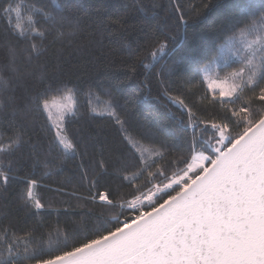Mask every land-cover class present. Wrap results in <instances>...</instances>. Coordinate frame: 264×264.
<instances>
[{
	"label": "snow or ice",
	"instance_id": "1",
	"mask_svg": "<svg viewBox=\"0 0 264 264\" xmlns=\"http://www.w3.org/2000/svg\"><path fill=\"white\" fill-rule=\"evenodd\" d=\"M139 11L144 12L145 9L140 7ZM37 14L43 16L45 30L40 32L30 27L23 35L24 40L29 39V31L42 38L56 31L61 39L71 38L82 31L81 20L72 17L62 0H53L51 11L37 10ZM133 16L136 13L126 12L114 21L120 26L122 39H127L130 30L153 25V19L145 16L128 23L127 18ZM151 16L156 18L157 13L152 12ZM166 17L167 12L155 19V26L161 31L169 28ZM108 22L100 21L105 27ZM39 23V20L35 21V24ZM66 25L70 30L60 32ZM10 34V30L5 33L6 36ZM237 43H243L248 53L241 56L242 66L229 74L239 83L234 82L227 89H213L219 91L222 101L233 104L241 99L240 94L245 90L251 93L242 100L241 106L232 111L231 116L226 115L220 123L200 120L183 99L169 95V100L179 105L187 116L181 121L180 134L158 127L145 128L138 133L140 140L130 142L124 135L129 131L124 127L127 120L117 117L116 125L122 137L116 149L118 155L108 167L98 164L99 171L92 174L87 170L81 171L78 179L82 185L87 182L89 192V196L82 199L108 207L119 205L132 210L133 215L117 221L112 227L107 221L97 220L93 235L87 238H81L79 232L69 236L56 229L54 233H48L46 243L36 236L40 225L16 229L10 222L0 223V233H3L0 264H264V12L245 20L225 41L230 49ZM0 46L6 47L8 52L7 62L0 64V73L10 72L9 79L13 81L12 84L4 81V88L0 89V94L8 93L5 99L9 110L5 111L4 101L0 100V153L8 158L7 162L0 161V221H7L12 210L23 211L25 217L35 216L44 210V204L33 194V189L38 186L37 179L25 177L26 189L16 191L12 187V181L18 179L16 172L29 160L34 165L39 162L41 153L45 166L54 164L61 152L74 157L84 138H69L64 126L66 116L74 114L72 106L50 103L48 99L53 92L72 93L76 85L69 88L71 82H65L56 74L46 76L41 72L34 76L31 72H21L16 66V44L5 40ZM127 47L131 55L132 46ZM156 47L157 52L166 51L164 41L157 40ZM47 50V45L29 43L24 50L28 64L46 66L47 60L42 61V58ZM157 52H153L152 57L158 62ZM215 59L214 56L201 64L198 57H193L197 68L188 79H194L196 75L202 76L201 82L210 79L209 66ZM179 61L180 57H177L170 65L163 64L159 69H155V64L146 65L150 69L146 74L166 85L163 78L176 74ZM109 79L105 78V82ZM217 79H220L218 75ZM105 82L89 88L103 89L115 103V94L122 89L123 82L109 83L107 87ZM64 98L71 99V96ZM54 108L56 119L53 121ZM108 115L114 116L115 113ZM232 117L237 119L239 129L235 133L230 131ZM38 120L43 122L41 129L47 132L42 138L43 143L41 139L36 143L32 141ZM209 133L210 140H215L214 144L205 141ZM170 136L179 142L170 144ZM142 140L148 141L149 147H143ZM205 143L211 155L198 151L204 148ZM84 146L85 152L81 155L89 146L94 148L95 141L89 138ZM184 148L192 153L193 162L207 163L188 164L182 174L177 173L169 179L166 168L173 162L163 161L164 154ZM100 151L102 154L103 149ZM160 176L168 179V183L148 188ZM140 177H144V183L133 185L132 181ZM115 181L120 186L128 182L130 190L127 195L132 199L118 201L115 198L111 186ZM142 188H147V191H142ZM87 211L90 214L91 210ZM17 231L22 235H17Z\"/></svg>",
	"mask_w": 264,
	"mask_h": 264
},
{
	"label": "trees",
	"instance_id": "2",
	"mask_svg": "<svg viewBox=\"0 0 264 264\" xmlns=\"http://www.w3.org/2000/svg\"><path fill=\"white\" fill-rule=\"evenodd\" d=\"M62 3L70 9L73 18L81 20L82 31L67 39L59 38V32L56 31L48 33L46 38L29 31V39L24 40L23 35L30 27L40 32L45 30L43 16L38 15L37 10L51 11L53 0H0V45H4L5 40L16 44V66L19 70L31 72L34 76H39L41 72L46 76L56 74L65 82H71L69 88L76 85V90L72 92L76 102L75 111L66 117L64 126L69 138H84L79 143L77 155L65 156L61 152L56 162L47 166L43 153L39 155V162L35 165L29 160L16 172L18 179L12 181V187L16 191H23L26 189L25 177L37 179L38 186L33 189V194L44 204V210L29 217H25L23 211L12 210L7 221H0L10 222L16 229L25 225H40L36 236L45 243L48 233H54L56 229L69 236L79 232L81 238H87L93 235L97 220L107 221L108 226L112 227L117 221L133 215L132 210H125L119 205L108 207L82 199L89 196V192L87 182L82 185L78 179L81 171L87 170L90 174L99 171L98 164L108 167L109 162L118 155L116 149L120 146L122 137L116 125L117 117L127 120L124 127L129 131L124 135L130 142H135L140 140L138 133L145 128L158 127L170 133H181V121L186 120L187 116L179 105L169 100V95L183 99L200 120L216 123H220L226 115L231 116L232 111L241 106L242 100L251 95L250 92H242L241 99L233 104L222 101L219 95L212 92L206 79L201 82V75H196L194 79L188 77L196 72L197 65L193 62V57H198L201 64L207 63L214 56L217 59L226 38L242 26L245 20L264 12V0H62ZM140 7L145 11L140 12ZM126 12L136 13V16L127 18L130 24L137 17L145 16L153 19V25L136 31L130 30L127 39H122L120 26L114 21ZM152 12L157 13L156 18H152ZM165 12L169 28L161 31L155 26V19ZM37 20L40 21L39 24H35ZM100 21L110 22L105 27ZM9 30L11 34L6 36L5 33ZM69 30L66 25L59 31ZM157 40L165 42V52H157ZM29 43L48 46L42 58V61L47 60L46 66L28 64L24 50ZM128 45L132 46L131 55ZM153 52H157L158 62L153 60ZM177 57H180L177 72L170 78L167 75L163 78L167 81L166 85L146 74L150 71L146 65L155 64V69H159L163 64L170 65ZM7 60V48L0 46V64ZM240 64L242 61L236 59L226 67L227 70H234ZM0 76H3L0 89L4 88V81L13 83L9 79L10 72L4 71ZM105 78L110 79L105 82ZM117 81H122L123 84L122 89L115 94V103H112V97L103 89L89 88L98 82H105L107 87L109 83ZM65 93L68 92L50 93L48 99ZM6 95L8 93L0 94V100L4 101L7 112ZM112 112L115 113L114 116L108 115ZM42 123L38 120L35 125L33 143L38 139L43 143L42 138L47 132L41 129ZM48 123L51 124V121ZM238 130L237 119L232 117L230 131L235 133ZM210 137L211 133L205 137V141L214 144L215 140H210ZM89 138L95 141V147L89 146L86 153L81 155L80 153L85 152L84 145ZM178 142L169 137L170 144ZM4 144H7L6 140ZM141 145L149 147V142L142 140ZM198 151H203L206 155L212 154L207 143ZM191 156L192 153L186 148L174 153L165 152L163 161L173 162L166 168L167 177L170 179L177 173L182 174L188 164H191ZM7 159L0 153V161L7 162ZM143 183L144 177L132 181L133 185ZM165 183H168V179L160 176L148 188L153 185L163 186ZM111 186L118 201L132 199L131 195H127L130 190L128 182L120 186L115 181ZM141 190L147 191V188ZM89 209L90 214L87 211ZM73 212L77 214L73 215ZM17 235L22 233L17 231ZM0 238H3V233H0Z\"/></svg>",
	"mask_w": 264,
	"mask_h": 264
},
{
	"label": "rangeland",
	"instance_id": "3",
	"mask_svg": "<svg viewBox=\"0 0 264 264\" xmlns=\"http://www.w3.org/2000/svg\"><path fill=\"white\" fill-rule=\"evenodd\" d=\"M242 55H248L243 43H237L235 47L232 49L228 48L226 45L223 46V49L221 50V53H219L218 58L213 62L212 65L209 66L210 79H206V80L208 82V85H211V87L209 88L212 92L219 95V91H213V89H219V88L227 89L230 86H232L234 82L239 83L238 80H234V78L230 77L229 74L234 71H237L242 66V64L237 65L236 66L237 68L234 70H227L226 66L227 64L230 63V61H236V59H238V61L241 60ZM213 69H215V71H213ZM217 75L219 76L220 79H217ZM69 95L71 96V99L64 98ZM49 102L50 103L55 102L59 104H70L72 106L73 112L75 111L76 102H75L74 93H65L61 96L52 98L51 100H49ZM52 111H53L52 120L54 121L56 119V116H55L56 109L54 108L52 109ZM193 163H199L201 165H205L207 162L206 161H198V162L192 161L191 164ZM194 170L195 168L193 169V171Z\"/></svg>",
	"mask_w": 264,
	"mask_h": 264
}]
</instances>
